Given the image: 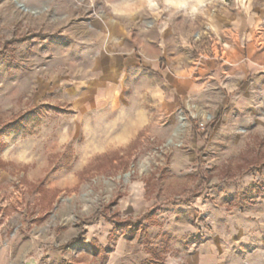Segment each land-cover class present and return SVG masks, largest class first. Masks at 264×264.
Here are the masks:
<instances>
[{
	"label": "rangeland",
	"instance_id": "1",
	"mask_svg": "<svg viewBox=\"0 0 264 264\" xmlns=\"http://www.w3.org/2000/svg\"><path fill=\"white\" fill-rule=\"evenodd\" d=\"M0 256L264 264V0H0Z\"/></svg>",
	"mask_w": 264,
	"mask_h": 264
},
{
	"label": "crops",
	"instance_id": "2",
	"mask_svg": "<svg viewBox=\"0 0 264 264\" xmlns=\"http://www.w3.org/2000/svg\"><path fill=\"white\" fill-rule=\"evenodd\" d=\"M152 28V27H151ZM147 30L148 29H146V27L145 26H142V31L144 32V34H145V39L147 38ZM150 30H152V29H150ZM149 37V41H152V42H154V45H147V39H146V44H144V45H142V47L140 46V50H141V52H142V54L144 55V57H145V60H141V63L139 64V62H138V66H137V69H139V67L140 66H142V67H144V71H145V73L146 72H148V70H146L147 69V67H151L152 66V64H154L158 59H163V60H167L166 62L167 63H169V61H168V57L169 58H172V54L173 53H167V51L161 46V43L160 42H157V39L155 38L154 40H153V38L151 37V36H148ZM152 47L154 48V51H155V53H153V50H152ZM166 52V53H165ZM169 54V55H168ZM150 56H151V58L153 57V59L155 60V62L154 63H152V64H150V63H148V59H146V58H149L150 59ZM168 56V57H167ZM152 60V59H151ZM154 60H152V61H154ZM132 67H134L135 68V66H132ZM160 72V75H162V73H161V71H159ZM111 73H108L107 72V77L110 75ZM112 74H115L114 72L112 73ZM112 74H111V78L109 79V80H106V84L105 85H108L107 87H109V89H107V90H103L102 92H98V94H101V95H104V96H106V95H108V93L110 92V91H112L111 89H113V82H112V80H113V76H112ZM166 80L168 81V82H173V79L170 77V76H168V75H166ZM105 85H104V87H105ZM99 87V86H98ZM102 87V86H101ZM95 88H97V86H95L94 87V89ZM88 90H91L90 88H88ZM96 90V89H95ZM97 92V91H96ZM106 94V95H105ZM97 97H99V96H97ZM107 97V96H106ZM97 102L99 101V99H97L96 100ZM0 264H8L6 261H4L3 259H2V256H0Z\"/></svg>",
	"mask_w": 264,
	"mask_h": 264
},
{
	"label": "trees",
	"instance_id": "3",
	"mask_svg": "<svg viewBox=\"0 0 264 264\" xmlns=\"http://www.w3.org/2000/svg\"><path fill=\"white\" fill-rule=\"evenodd\" d=\"M200 131V136L201 137H205L206 135H208L211 130H212V125H206L204 127H202L201 129H199ZM95 219V216H90V217H87L84 222L85 223H92Z\"/></svg>",
	"mask_w": 264,
	"mask_h": 264
},
{
	"label": "clouds",
	"instance_id": "4",
	"mask_svg": "<svg viewBox=\"0 0 264 264\" xmlns=\"http://www.w3.org/2000/svg\"><path fill=\"white\" fill-rule=\"evenodd\" d=\"M186 0H172V6L176 8H183Z\"/></svg>",
	"mask_w": 264,
	"mask_h": 264
}]
</instances>
